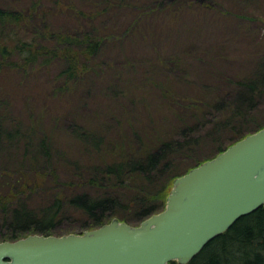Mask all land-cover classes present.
Masks as SVG:
<instances>
[{
  "label": "trees",
  "instance_id": "trees-1",
  "mask_svg": "<svg viewBox=\"0 0 264 264\" xmlns=\"http://www.w3.org/2000/svg\"><path fill=\"white\" fill-rule=\"evenodd\" d=\"M229 2L234 0L0 3V80L6 84L0 85V212L8 225L1 227L5 229L0 241L31 234L64 235L58 227L71 212L88 219L78 234L115 218L139 225L166 208L177 177L264 128V113L258 107L264 102V34L243 61L213 50L194 57L193 63L209 70L203 80L184 78L186 66L178 58L156 56L157 66L171 70L153 83L174 118L167 132L149 135L148 129L156 124H148L111 138L88 130L82 120H73L69 128L64 122L82 86L101 79L113 84L105 95L119 104L114 109L135 113L144 97L137 89L148 84L125 77L142 66L140 61L133 64L129 52L137 44L131 43L133 37L145 38L147 32L145 42L153 45L148 38L154 33L152 19L165 23L199 10L221 12ZM60 17L65 19L61 24ZM241 62L245 69L232 71ZM186 64L194 66L190 59ZM41 76L46 77L41 83L46 90H32L30 78ZM132 83L137 89L128 88ZM61 102L63 108H57ZM206 128L210 131L201 134ZM56 129H67L73 142L59 144ZM224 130L233 134L230 143L199 158L201 140L214 139ZM75 143L79 146H72ZM185 158L194 164L180 171L177 164ZM189 264H264V206L240 218Z\"/></svg>",
  "mask_w": 264,
  "mask_h": 264
},
{
  "label": "water",
  "instance_id": "water-1",
  "mask_svg": "<svg viewBox=\"0 0 264 264\" xmlns=\"http://www.w3.org/2000/svg\"><path fill=\"white\" fill-rule=\"evenodd\" d=\"M264 206V128L177 177L166 208L131 225L0 241V264H189Z\"/></svg>",
  "mask_w": 264,
  "mask_h": 264
},
{
  "label": "rangeland",
  "instance_id": "rangeland-1",
  "mask_svg": "<svg viewBox=\"0 0 264 264\" xmlns=\"http://www.w3.org/2000/svg\"><path fill=\"white\" fill-rule=\"evenodd\" d=\"M31 1L32 0H27L29 3ZM0 3L5 6L22 4L20 3V0H0ZM225 8L230 14L226 15L225 10L212 13L199 10L201 12L196 11L173 21L168 20L165 23H155L152 19L151 24L154 33L148 38L153 45L145 42V38L147 37L146 32L145 38L139 34L135 36V38L133 37L131 43L137 44H133V47L129 48L130 55L133 57V64L136 63V61H140L142 66L140 71H132V75L129 71L126 72L128 76L125 77H130V80L137 79L141 84L142 82L148 84V86H141L139 89H137L133 83L128 87L130 90L131 88H133V90L135 88L140 91V94H144V97L139 100L142 104L137 107L136 112L133 113L132 111L130 113L129 110L128 112H124L121 108L115 110L114 108L118 107L119 104L117 101H111L110 98L105 95V93H107L105 90L108 89V86L112 87L113 84L111 82H106V79H101L102 81L100 82H91L82 86L77 95V102L74 103L75 108L68 115V118L64 119L66 125L68 124V128L73 123V120L75 122L82 120L88 130L102 132L107 135V137L111 138H115L118 132L126 134L133 129L141 127L143 129L146 125L148 127L149 125L154 124L156 125H154L153 128H149L148 130L150 131L147 134L154 135L159 134L158 131H169L171 129L170 126L174 124V118L167 110L168 107L164 97L161 95L159 96L157 91L153 88V83L161 80L165 77L166 73L169 74L171 70L161 69L160 65L157 66L154 62L156 56L162 55L163 58H178L180 63L183 62L186 66L185 72L188 71L187 73L183 72L184 78L203 80L208 78L205 76L209 73V70L199 67V63L197 62L193 63L192 61L194 57H197L198 54L203 55L204 53L213 50L215 52H228L229 55L231 54L234 57H237V62L239 60L243 61L247 58L246 55L251 54L250 49H255L261 36L264 34V26L262 24V20L264 19V0H234L232 3L229 2ZM232 11H234L235 15H233ZM138 12H143V10L139 9ZM237 14H247L250 18L243 19L237 17ZM60 18L61 19L58 20V22H60L59 24L65 20L63 17ZM167 24L169 25L166 27ZM139 37L141 39H139ZM157 46H160L161 49L159 48V51H153ZM164 47L166 48L164 49ZM125 53L127 54V51L123 54ZM189 59L191 60V63L194 64L193 67L186 64V61ZM117 60L119 61L121 59L118 58L112 62H118ZM242 63L245 62H241L236 66L234 64L232 71L245 69V66H243ZM174 69H177L175 72L176 74H181L177 67ZM41 72L45 73L46 71ZM202 72L203 77L201 74ZM16 74L17 77L20 78L18 73ZM45 80V76H41L40 79L33 77L30 78L29 84L32 85V90H35L36 86L38 90H41L45 89L41 86V83H44ZM212 82L213 80L209 79V83ZM0 85L6 84H4V82L1 83L0 80ZM179 89L183 90L185 88L180 86ZM40 97V99H44L42 98L43 95ZM258 107L259 110L261 107L263 110L262 112L264 113V102L258 104ZM57 108H63V103L61 102L57 105ZM132 109L134 110L135 108L133 107L131 110ZM16 113H18L17 109ZM112 117L117 119L119 122L118 125L115 122L116 119H113ZM108 118H111L113 121ZM176 122H178L177 117ZM207 129L208 128L203 129L201 134L210 131ZM56 132L59 144L64 146L73 142V138L67 129H60L59 131L56 129L55 133ZM231 139H233V134L228 130H224L218 132L214 139L201 140L200 146L198 147L199 158L203 159L214 155L221 145H227L230 143ZM72 146L76 147L79 146V144L75 143L72 144ZM106 150H108V148H106ZM109 150L111 149L109 148ZM110 152L111 151L106 152L107 157ZM183 161L184 162L179 161L177 164L180 171H183L187 166L194 164V161L189 160V158H185ZM60 187L64 188V185ZM60 187L57 189H60ZM90 191L91 194H95L94 191ZM5 218V214L0 212V233L5 229H2L1 227H8ZM87 221L88 219L82 214H73L71 212L63 216L58 230L65 234L80 233L83 231V225H85Z\"/></svg>",
  "mask_w": 264,
  "mask_h": 264
}]
</instances>
